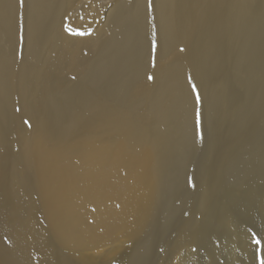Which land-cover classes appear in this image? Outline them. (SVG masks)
Instances as JSON below:
<instances>
[{
	"label": "bare ground",
	"instance_id": "1",
	"mask_svg": "<svg viewBox=\"0 0 264 264\" xmlns=\"http://www.w3.org/2000/svg\"><path fill=\"white\" fill-rule=\"evenodd\" d=\"M0 264H264V0H0Z\"/></svg>",
	"mask_w": 264,
	"mask_h": 264
},
{
	"label": "rangeland",
	"instance_id": "2",
	"mask_svg": "<svg viewBox=\"0 0 264 264\" xmlns=\"http://www.w3.org/2000/svg\"><path fill=\"white\" fill-rule=\"evenodd\" d=\"M102 3H104V1H102ZM84 10L85 8L80 7L79 9H77V11H73L71 14L72 19L80 20L82 18Z\"/></svg>",
	"mask_w": 264,
	"mask_h": 264
}]
</instances>
